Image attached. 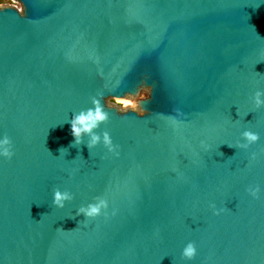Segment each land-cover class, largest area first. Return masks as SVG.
Segmentation results:
<instances>
[{
    "label": "water",
    "instance_id": "1",
    "mask_svg": "<svg viewBox=\"0 0 264 264\" xmlns=\"http://www.w3.org/2000/svg\"><path fill=\"white\" fill-rule=\"evenodd\" d=\"M13 1L23 15L0 7V141L14 153L0 156V264H264V0ZM141 90L143 118L107 103ZM92 98L115 152L70 147ZM245 131L259 140L236 148ZM56 189L73 197L62 209ZM98 198V217L76 216Z\"/></svg>",
    "mask_w": 264,
    "mask_h": 264
},
{
    "label": "clouds",
    "instance_id": "2",
    "mask_svg": "<svg viewBox=\"0 0 264 264\" xmlns=\"http://www.w3.org/2000/svg\"><path fill=\"white\" fill-rule=\"evenodd\" d=\"M5 6V0H0V7ZM13 6L17 8L20 15L24 14L23 5L14 3ZM264 93L257 91L253 97L254 104L257 108L264 106V99L261 97ZM150 100L147 90L138 91L136 94H126L121 97L111 96L107 103L115 105L116 109L122 114L134 113L138 117L143 118L145 111L142 109L141 104ZM92 108L86 111H80L78 114H73L70 121L71 124V135L73 136V143L70 147H79L84 143V137H88L87 148L90 151L99 144L103 143V146L109 152H115L116 149L113 146L110 135L107 131L101 134H97L101 124H107L109 115L105 111V103L101 104L99 99L92 98ZM69 122V121H67ZM242 139L246 143H238L235 145L236 148L247 149L249 145L256 143L259 140V135L251 131H245L242 134ZM228 147H233L228 145ZM223 154V153H221ZM14 155L12 151V145L10 139L5 136L0 141V156L10 160ZM250 194L255 196L259 191V188L249 189ZM73 199L72 195L67 192H61L59 189L54 190L53 194V206L56 208H64L65 202H69ZM107 208V202L103 199L97 200L94 204H89L87 207H80L76 213V216H84L88 219H94L101 214L102 209ZM218 214V213H217ZM197 250L193 243H188L182 251L181 258L186 261H191L196 257Z\"/></svg>",
    "mask_w": 264,
    "mask_h": 264
},
{
    "label": "rangeland",
    "instance_id": "3",
    "mask_svg": "<svg viewBox=\"0 0 264 264\" xmlns=\"http://www.w3.org/2000/svg\"><path fill=\"white\" fill-rule=\"evenodd\" d=\"M14 3H16V2H14L13 0H5V4H7V5H12L13 6V4ZM109 99V98H108ZM108 99H107V101H108ZM109 104V103H108ZM111 105V104H110ZM113 106H115V105H113Z\"/></svg>",
    "mask_w": 264,
    "mask_h": 264
}]
</instances>
